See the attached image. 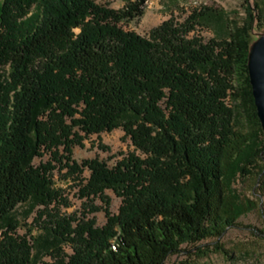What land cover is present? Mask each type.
Returning <instances> with one entry per match:
<instances>
[{
	"label": "trees",
	"instance_id": "trees-1",
	"mask_svg": "<svg viewBox=\"0 0 264 264\" xmlns=\"http://www.w3.org/2000/svg\"><path fill=\"white\" fill-rule=\"evenodd\" d=\"M147 1L116 9L95 0H0V264H166L185 243L205 254L200 243L246 210L227 188L246 169L242 160L264 155L258 133L236 125L249 107L262 130L248 72L251 22L244 33L206 39L204 13L194 9L145 35L125 29ZM116 128L134 146L116 164L74 158L84 139ZM56 169L76 182L88 207L82 216L61 211L69 202L54 186ZM109 189L121 198L117 212ZM30 201L40 227L72 252L55 246L49 259L35 256L12 217Z\"/></svg>",
	"mask_w": 264,
	"mask_h": 264
},
{
	"label": "rangeland",
	"instance_id": "rangeland-1",
	"mask_svg": "<svg viewBox=\"0 0 264 264\" xmlns=\"http://www.w3.org/2000/svg\"><path fill=\"white\" fill-rule=\"evenodd\" d=\"M99 3H109L113 8H122L128 0H95ZM258 0H148L144 7V14L127 23L123 27L128 30L147 34L149 30L164 20L176 18L182 20L194 9L204 13V26L199 30L206 39L227 38L232 33H244L250 24L251 41L258 34L264 32V10L262 19L259 18ZM260 2V1H259ZM264 6V4H263ZM264 9V7H263ZM252 12L253 19L250 18ZM262 16V15H261ZM233 105L243 104L242 98L232 99ZM237 119V129L243 132H257L258 144L264 145V131L257 130L252 112L249 107L240 111ZM262 127V126H261ZM134 146L126 137L122 128H116L110 132L92 134L84 139L83 144L74 148V158L79 161L87 158L99 157L109 165H114L132 152ZM49 154L37 157L35 163L47 161ZM257 163L242 160L241 167L244 171H238L231 180L230 195L238 197L239 202L244 203L246 210L238 217L234 226L226 228L219 237L208 238L201 242L206 253L201 254L191 244H183V251L169 255L166 264H264V155L257 156ZM88 171L86 175H88ZM54 186L61 189L63 196L69 202L68 206H62L61 211L66 214L82 216L83 211H88L84 205V199L78 195L76 182L66 175V169L54 171ZM106 193L111 198V209L117 212L121 204V198L111 189ZM235 194V195H234ZM97 205L104 206L101 199L96 200ZM39 206L35 202L20 204L12 213L17 222V232L26 235L34 245V253L38 259H49L47 253L55 246H62L66 252H72L69 244L59 243L48 231L42 229L36 217ZM98 225L106 222L103 210L96 214ZM218 242L230 251L231 257H227L221 251L214 248L213 243Z\"/></svg>",
	"mask_w": 264,
	"mask_h": 264
},
{
	"label": "water",
	"instance_id": "water-1",
	"mask_svg": "<svg viewBox=\"0 0 264 264\" xmlns=\"http://www.w3.org/2000/svg\"><path fill=\"white\" fill-rule=\"evenodd\" d=\"M248 72L257 115L264 131V32L259 33L250 43Z\"/></svg>",
	"mask_w": 264,
	"mask_h": 264
}]
</instances>
